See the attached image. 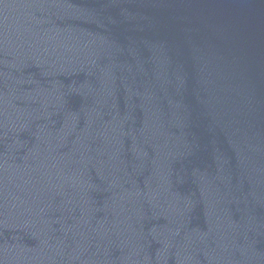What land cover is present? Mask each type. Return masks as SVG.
<instances>
[{
	"label": "water",
	"instance_id": "water-1",
	"mask_svg": "<svg viewBox=\"0 0 264 264\" xmlns=\"http://www.w3.org/2000/svg\"><path fill=\"white\" fill-rule=\"evenodd\" d=\"M0 264H264V0H0Z\"/></svg>",
	"mask_w": 264,
	"mask_h": 264
}]
</instances>
